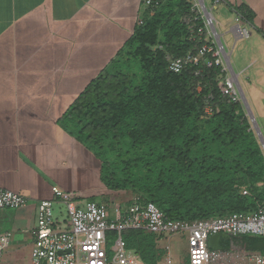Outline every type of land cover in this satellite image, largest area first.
<instances>
[{
    "label": "trees",
    "instance_id": "16d2710c",
    "mask_svg": "<svg viewBox=\"0 0 264 264\" xmlns=\"http://www.w3.org/2000/svg\"><path fill=\"white\" fill-rule=\"evenodd\" d=\"M236 10L251 21L248 8ZM189 12L187 0L145 8L111 67L78 95L62 124L98 160L104 193L131 191L169 219L253 214L264 204V152L243 105L220 93L219 67H205L198 76L194 67L179 73L168 69L167 54L182 56L202 43L183 20ZM130 57L140 63L137 80L113 70ZM199 82L203 87L197 91ZM209 92L218 111L207 116L203 108ZM155 238L144 230L122 233L126 246L146 264H157L166 253ZM221 244L222 250L262 252L264 236L228 235Z\"/></svg>",
    "mask_w": 264,
    "mask_h": 264
},
{
    "label": "crops",
    "instance_id": "0c3cea01",
    "mask_svg": "<svg viewBox=\"0 0 264 264\" xmlns=\"http://www.w3.org/2000/svg\"><path fill=\"white\" fill-rule=\"evenodd\" d=\"M205 2L210 6L211 0ZM240 6L252 15L245 24L248 37L235 30L230 50L221 42L229 59L236 45L232 69L237 80L243 75L244 95L259 114L263 78L254 85L246 72L255 64L264 73V0H222L211 13L221 38L235 25ZM144 12L142 0H0V188L27 198L24 207L0 211V223L12 227L3 264L17 263L22 245L29 254L37 205L51 199L52 186L75 192L79 204L91 197L111 203L112 193H104L99 181L98 160L62 117L110 65Z\"/></svg>",
    "mask_w": 264,
    "mask_h": 264
},
{
    "label": "built area",
    "instance_id": "2783aa9c",
    "mask_svg": "<svg viewBox=\"0 0 264 264\" xmlns=\"http://www.w3.org/2000/svg\"><path fill=\"white\" fill-rule=\"evenodd\" d=\"M166 1L142 0V4L144 8H155ZM221 1L211 0L208 6L205 0H190V12L183 20L188 24L192 37L202 43L195 51H188L182 56L167 54L166 60L170 71L179 73L194 67L195 76L200 75L205 67H219L217 80L220 93L229 102L242 104L235 74L230 72L222 53L225 48L223 44H217L211 29L215 23L211 10ZM234 15V31L240 37H248L247 21L242 13L234 9ZM202 87L203 84L199 82L196 90L200 91ZM213 102V93L209 92L204 97L205 115L218 111ZM51 192V199L41 200L37 205L35 224L30 229V264H143L139 255L126 248L122 240V233L129 229L144 230L155 234L157 238L185 234L189 264H222L230 257L228 251L233 249L214 250L208 247V239L214 234L264 236V204L253 214L230 213L180 220L166 218L153 202H143L138 197L125 210L116 205L113 213H110L104 202L87 200L79 204L76 193L64 191L56 185L51 187ZM58 202L65 206V214L53 211V204ZM26 204L27 198L23 193L0 188V209H17ZM108 233L117 236L111 254L105 248ZM10 241L11 232L0 230V264ZM161 248L166 250L161 264H173L169 245ZM241 250L243 264H264V254L260 251Z\"/></svg>",
    "mask_w": 264,
    "mask_h": 264
},
{
    "label": "rangeland",
    "instance_id": "374dc122",
    "mask_svg": "<svg viewBox=\"0 0 264 264\" xmlns=\"http://www.w3.org/2000/svg\"><path fill=\"white\" fill-rule=\"evenodd\" d=\"M208 4V3H207ZM216 32L219 34L221 30H219L218 28H215ZM160 37L162 36V34H159ZM220 40L222 42H224L226 45V50H230L231 45L233 43V36L232 34H228L226 36H222L220 38ZM235 54H236V45L232 51V54L230 56V64L233 67L234 70V58H235ZM112 64L108 65L107 68H110ZM244 65V63H243ZM113 70H121L123 72H127V73H131L134 74V76H136L137 78L135 80H137L140 76H141V69H140V63L136 58L130 57L129 60H124L123 62H121L120 64L117 65V67H113ZM261 68H258L257 65H252L248 70H247V74H249L251 81L254 83V85L259 86V80L262 76L263 80L261 83V86L264 85V73H260L261 72ZM238 81L239 84L242 88L243 93L245 94V84H244V78L243 75H239L238 77ZM252 91L254 93V96L257 93V90L253 87ZM246 100L248 102V105L250 107V110L254 116V119L260 129V133L262 135V137L264 138V95H263V99L261 97V99L259 100L260 104H261V112L258 114V112L256 111L255 107H253V105L249 102V99ZM244 108V106H243ZM245 110V108H244ZM246 113V111H245ZM84 178L79 177L78 178V183L82 184V182L85 181ZM76 181V180H73ZM69 192H73L71 190H69ZM75 193V192H74ZM111 203L108 204V209L110 211V213L114 211L115 208V204H119L121 206V209L123 210V208L125 207V205L127 204V201L130 199H134L136 198L131 191H123L120 193H116V192H111ZM57 204L54 203L53 204V211L56 212V209H58V206H56ZM60 209H61V213L65 214V206L63 204L60 205ZM11 226L10 225H3L2 229L3 230H11ZM145 233L150 234L149 232L145 231ZM117 236L114 233H108L106 236V245L105 248L106 250L109 252V254H111L113 252V245L114 242L116 240ZM156 244L159 245L160 247H164L165 245H169L170 249V254H171V258L173 260V264H189V259H188V246H187V242H186V235L185 234H173V235H167L166 238H155ZM124 244H125V240H123ZM126 246V244H125ZM21 248V246H20ZM19 248V249H20ZM126 248H128L126 246ZM238 249V250H237ZM14 253L16 251H13ZM230 252V257H228V259L224 260V262L222 264H243L244 260L242 259V254H243V250L239 249V248H234L232 251H228ZM5 253V252H4ZM18 256L19 257V261L17 263L14 264H30V259H29V254H28V248H26L25 246L22 245V249L19 250ZM264 254V250L261 252ZM166 253L164 252L162 255V259L161 261H159L157 264H161L163 258L165 257ZM3 260V259H2ZM143 261V260H142ZM1 264H3L1 262ZM143 264H146L143 261Z\"/></svg>",
    "mask_w": 264,
    "mask_h": 264
},
{
    "label": "water",
    "instance_id": "95a60500",
    "mask_svg": "<svg viewBox=\"0 0 264 264\" xmlns=\"http://www.w3.org/2000/svg\"><path fill=\"white\" fill-rule=\"evenodd\" d=\"M211 29H212V31L215 33V38H216L217 44H218V45H221L222 43H221V40H220V36H219V34L216 32L215 27L212 26ZM228 31H229V33H231V34H232V33L234 34V29H233V27H231V28L229 27V30H228ZM222 53H223V56H224L225 62H226V64H227V66H228L230 72H231L232 74H235L234 71H233V69H232V66H231V64H230L229 55L226 53V51H225L224 49L222 50ZM235 82H236V87H237V89H238V91H239V93H240L241 100H242V105H243L244 108H245L246 115L248 116V118H249V120H250L251 126H252V128H253V130H254V132H255V134H256L258 140H259V143H260V145H261V148H262V150H263V152H264V148H263V145H264V138L262 137V135H261V133H260V129H259V127H258V125H257V123H256V121H255V119H254V116H253V114H252V112H251V110H250V107H249V105H248V102H247V100H246V97H245V95H244V93H243V91H242V89H241V86H240V84H239V82H238V80H237L236 77H235ZM227 237H228V235L225 234V233L214 234V235L210 236L209 239H208V247H209L210 249H214V250H221L222 247H221V245H220V240H221L222 238H227Z\"/></svg>",
    "mask_w": 264,
    "mask_h": 264
},
{
    "label": "flooded vegetation",
    "instance_id": "af4514ba",
    "mask_svg": "<svg viewBox=\"0 0 264 264\" xmlns=\"http://www.w3.org/2000/svg\"><path fill=\"white\" fill-rule=\"evenodd\" d=\"M222 239H223V238H222ZM222 239H221V240H222ZM221 240H220V245H221V247H222Z\"/></svg>",
    "mask_w": 264,
    "mask_h": 264
}]
</instances>
